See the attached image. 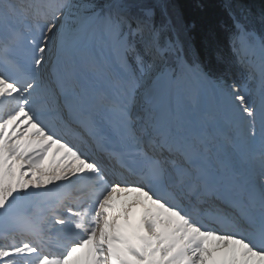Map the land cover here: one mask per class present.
Returning <instances> with one entry per match:
<instances>
[{
  "label": "snow or ice",
  "instance_id": "6c2138e0",
  "mask_svg": "<svg viewBox=\"0 0 264 264\" xmlns=\"http://www.w3.org/2000/svg\"><path fill=\"white\" fill-rule=\"evenodd\" d=\"M0 264H264V0H0Z\"/></svg>",
  "mask_w": 264,
  "mask_h": 264
},
{
  "label": "trees",
  "instance_id": "16d2710c",
  "mask_svg": "<svg viewBox=\"0 0 264 264\" xmlns=\"http://www.w3.org/2000/svg\"><path fill=\"white\" fill-rule=\"evenodd\" d=\"M255 3H256L257 5H259V0H255Z\"/></svg>",
  "mask_w": 264,
  "mask_h": 264
},
{
  "label": "bare ground",
  "instance_id": "6f19581e",
  "mask_svg": "<svg viewBox=\"0 0 264 264\" xmlns=\"http://www.w3.org/2000/svg\"><path fill=\"white\" fill-rule=\"evenodd\" d=\"M46 163H47V161H46Z\"/></svg>",
  "mask_w": 264,
  "mask_h": 264
}]
</instances>
